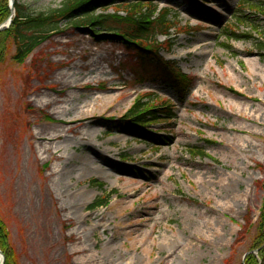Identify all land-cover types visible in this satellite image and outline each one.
<instances>
[{"label":"rangeland","instance_id":"rangeland-1","mask_svg":"<svg viewBox=\"0 0 264 264\" xmlns=\"http://www.w3.org/2000/svg\"><path fill=\"white\" fill-rule=\"evenodd\" d=\"M20 1L45 14L67 0ZM138 1L95 14L129 33L128 17L153 10L145 59L63 22L21 63L10 47L0 65V218L21 264H244L252 253L264 204V0ZM153 58L191 79L184 100ZM70 95L69 109L89 111L102 98L88 141L70 130L60 153L36 154L33 138L58 129L53 112ZM137 102L172 116L132 121ZM235 102L256 118L232 117Z\"/></svg>","mask_w":264,"mask_h":264},{"label":"trees","instance_id":"trees-1","mask_svg":"<svg viewBox=\"0 0 264 264\" xmlns=\"http://www.w3.org/2000/svg\"><path fill=\"white\" fill-rule=\"evenodd\" d=\"M119 1L124 0H67L58 9H54L49 13L35 14L30 13L26 5L21 3L20 0H15L13 4L14 15L11 24L7 29L0 31V65L5 62L10 47L13 48L11 59L21 63L49 34L58 30L59 24L63 22L66 24L69 23L72 27L80 30L90 28L91 34L95 37L100 35L99 33H102V35L110 41L118 40L127 47L139 49L141 53L139 57L141 59L147 58V54L150 51V53L154 54V50H152L153 47L150 44L143 46L140 44L141 41L146 42L150 38V28L148 27L150 21L148 19L154 13L153 10L146 12L147 9L145 7L142 13L133 14V17H128L126 22L134 26V29L129 33L123 32L115 25L112 19L116 18V15L95 14L97 11L116 6ZM142 2V0H139L137 4H141ZM256 7L264 11V3L256 5ZM10 16L11 10L9 7V0H0V25L5 23ZM238 17H241V19L243 18L242 15H238ZM162 18L163 17L160 19L161 22L163 21ZM235 38L243 37L237 36ZM171 46V44H168L165 51L169 52ZM151 63L154 65L155 69L156 67H160L164 70L161 77L163 82L170 85V87L179 94L180 100H184L189 95L192 88L191 79L175 71L166 61L153 58ZM159 107L161 108V105H159ZM159 107L142 111L144 112L142 113L140 112L139 103L137 102L135 107L129 109L127 114L132 121L136 122L142 121L141 119L147 116L154 121L158 119L159 115L165 117L172 116L170 109L166 108L165 110H161ZM134 110L136 111L134 112ZM92 182L98 184L96 181ZM98 185L102 188V185ZM113 194L114 193L107 195L106 199H97L90 208L95 209L106 206ZM249 250L252 253H256L257 260L252 253L247 254L244 258V264H264V204L257 224V234ZM0 251L4 256V264H21L19 256L10 242L6 226L1 218Z\"/></svg>","mask_w":264,"mask_h":264},{"label":"bare ground","instance_id":"bare-ground-1","mask_svg":"<svg viewBox=\"0 0 264 264\" xmlns=\"http://www.w3.org/2000/svg\"><path fill=\"white\" fill-rule=\"evenodd\" d=\"M255 73L261 72V69L253 68ZM261 75V74H260ZM65 78L66 75H61V78ZM84 78V77H83ZM75 88H83L82 86L77 85V82H75V85L73 86ZM59 91V90H58ZM61 91V90H60ZM71 95L68 96V100L64 101V107L60 108L56 112H53L55 114H59L62 119L58 122V129L52 130L50 132L46 131L45 129H39V131L36 133L33 140L36 142V154H50V156L57 155L61 152L62 144L66 142V133L70 130H75L77 133L81 135V138L83 141H88L90 133H91V126L89 122H86L89 118V115L91 112L95 111L97 109V102L100 101L102 98H97L94 108L89 111V106L85 104L82 107H75L72 109H69V102H71ZM41 105L46 106L52 103V99H50L48 96H44L41 100ZM230 108L228 109V112L233 117H239L241 119V115L246 114L243 106L239 102L230 103ZM72 113L73 117H67L66 119H63L64 116H67L68 113ZM248 119H255L256 117H253L252 115H245ZM245 120V119H244ZM64 147H68L65 145ZM59 157V156H58ZM60 158V157H59ZM90 164H93L91 160H88ZM215 183L213 179H209V181L206 183V189L209 191V194H214V190L211 189L214 187ZM233 185L230 183L227 185V187H232ZM214 209H210V213L213 212ZM0 264L1 262V256H0Z\"/></svg>","mask_w":264,"mask_h":264},{"label":"water","instance_id":"water-1","mask_svg":"<svg viewBox=\"0 0 264 264\" xmlns=\"http://www.w3.org/2000/svg\"><path fill=\"white\" fill-rule=\"evenodd\" d=\"M13 2H14V0H10L11 8H12V5H13ZM9 23H10V21L7 24H5V25L0 26V30H2L5 27L7 28ZM0 256H1V262H2V264H4V256H3L1 251H0Z\"/></svg>","mask_w":264,"mask_h":264}]
</instances>
